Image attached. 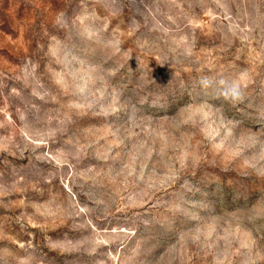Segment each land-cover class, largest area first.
Here are the masks:
<instances>
[{
  "label": "rangeland",
  "instance_id": "1",
  "mask_svg": "<svg viewBox=\"0 0 264 264\" xmlns=\"http://www.w3.org/2000/svg\"><path fill=\"white\" fill-rule=\"evenodd\" d=\"M0 264H264V0H0Z\"/></svg>",
  "mask_w": 264,
  "mask_h": 264
},
{
  "label": "clouds",
  "instance_id": "2",
  "mask_svg": "<svg viewBox=\"0 0 264 264\" xmlns=\"http://www.w3.org/2000/svg\"><path fill=\"white\" fill-rule=\"evenodd\" d=\"M243 74L230 78V79H221L219 83V88L217 89L218 94L221 95L225 100L230 102H237L243 99ZM212 80L208 77H203L200 80V84L204 88L212 86Z\"/></svg>",
  "mask_w": 264,
  "mask_h": 264
}]
</instances>
